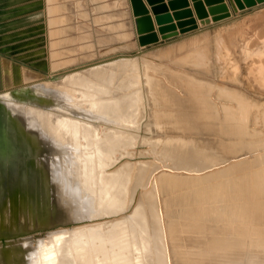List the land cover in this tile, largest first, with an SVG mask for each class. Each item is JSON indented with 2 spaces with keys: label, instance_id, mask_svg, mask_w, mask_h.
Listing matches in <instances>:
<instances>
[{
  "label": "bare ground",
  "instance_id": "obj_1",
  "mask_svg": "<svg viewBox=\"0 0 264 264\" xmlns=\"http://www.w3.org/2000/svg\"><path fill=\"white\" fill-rule=\"evenodd\" d=\"M43 4L49 75L0 60V95L48 138L46 197L26 191L0 209V229L26 231L14 240L22 264H264V154L229 138L245 133L235 116L258 104L220 88L217 97L235 102L221 103L220 116L197 80L149 56L86 62L103 42L148 49L131 39L129 0ZM103 10L117 12L113 24ZM173 44L154 47L167 55ZM18 88L34 101L14 99L9 91ZM240 151L250 156L230 160Z\"/></svg>",
  "mask_w": 264,
  "mask_h": 264
},
{
  "label": "rangeland",
  "instance_id": "obj_2",
  "mask_svg": "<svg viewBox=\"0 0 264 264\" xmlns=\"http://www.w3.org/2000/svg\"><path fill=\"white\" fill-rule=\"evenodd\" d=\"M71 4L67 3L72 7ZM43 8V0H0V60L16 67L32 70L42 78L49 75L45 60ZM253 9L219 22L221 24L193 32L187 37L167 42L162 40L140 53L130 46L133 45L131 43L123 47V42L114 41L111 45L117 47L108 51L107 48L111 45L102 43L105 45L101 46V53L86 62L98 61L121 53L132 54L133 57L140 59L142 56H149L160 69L169 67L197 80V85L207 91L216 102L220 116L224 115L221 103L235 105V102L226 96L217 97L216 94L228 91L247 97L246 99L258 106H250L241 112V115H234L237 121L240 120L243 123L245 133L239 136L229 135V138L235 140L241 138L255 145H261L251 152V154L261 155L264 154V5ZM68 13L79 20L73 9ZM100 13L106 19L108 18V22L112 21L113 14L117 15V12L110 10H103ZM107 20H102L105 26ZM71 21V19L68 20L69 25ZM101 30L104 29L101 28ZM68 31L72 33L73 28H69ZM103 34L107 36L106 29ZM131 39L134 40V35ZM174 42L175 44L171 46L175 50H171L167 55L159 54V47H154H162ZM124 43L127 42L124 41ZM65 44L72 45V42L67 41ZM201 53L204 54L203 63H200V58H197ZM228 116L233 114L228 113ZM213 136L210 137L215 138V135ZM241 152L238 158L232 157L230 160L250 156V153L241 154ZM258 168L260 165L253 167L251 171L256 172ZM262 171L264 173V170Z\"/></svg>",
  "mask_w": 264,
  "mask_h": 264
},
{
  "label": "water",
  "instance_id": "obj_3",
  "mask_svg": "<svg viewBox=\"0 0 264 264\" xmlns=\"http://www.w3.org/2000/svg\"><path fill=\"white\" fill-rule=\"evenodd\" d=\"M129 1L135 30L134 37L140 47L180 36L197 30L199 26L210 25L232 16L224 0H193L199 24L192 17V10L186 7L187 0H170L168 7L159 4L161 0H147L149 4L154 5L152 11L159 25L158 31L161 34L159 39L153 32V21L143 1ZM231 1L236 13L264 3V0ZM169 9L172 12H169ZM173 20H176V23ZM9 93L16 100L34 101V98H31L33 92L29 89H11ZM47 145L48 138L29 129L23 117L17 113V108L0 95V209L3 208L7 197L11 199L13 206H16L17 196L20 194L23 196L26 191L27 193L37 191L38 195L46 197L47 188L40 178V174L44 175L45 167L40 160ZM22 202L23 208L25 204L23 198ZM25 232L22 229L13 233L2 225L0 264H22L21 248L17 247L18 244L14 240L23 236Z\"/></svg>",
  "mask_w": 264,
  "mask_h": 264
},
{
  "label": "crops",
  "instance_id": "obj_4",
  "mask_svg": "<svg viewBox=\"0 0 264 264\" xmlns=\"http://www.w3.org/2000/svg\"><path fill=\"white\" fill-rule=\"evenodd\" d=\"M143 1V5L147 8V10H148V14L152 17V19L154 18V14H153V11H152V7L154 6V5H152V4H149L148 2H147V0H142ZM169 1L170 0H161L160 2H159V4H161V5H165V6H167L168 7V3H169ZM188 1V6H186V7H188V8H190L191 10H192V17L193 18H195V20L197 21V22H199V20H198V18H197V15H196V12H195V9H194V6H193V4H194V1L193 0H187ZM224 2H226L227 3V5L229 6V9H230V11H231V13H232V15H233V17H235V16H239V15H242V14H244V13H246V12H249V11H251V10H254L253 8H250V9H246V10H243V11H241V12H239V13H236V11H235V8H233V4H232V1L231 0H224ZM262 4H258L257 6H261ZM263 5H264V3H263ZM207 7V5H205V8ZM151 11V12H150ZM237 11H239V10H237ZM169 12H172V10H170L169 9ZM110 22V21H109ZM82 23V22H81ZM111 24H113L114 23V21H111L110 22ZM153 23H154V31L156 32V30H157V24L155 23V20L153 19ZM84 24V23H83ZM217 24H221V23H219V22H216V23H214V24H212V25H210V26H203V27H199V29L198 30H193V31H191V32H188V33H186L185 35H187V34H191V33H193V32H196V31H200V30H202V29H205V28H209V27H211V26H214V25H217ZM85 26H88L87 24H84ZM88 27H90V28H92V29H98V28H94V27H91V26H88ZM108 29H111L110 27H108ZM98 30H101V29H98ZM101 31H104V30H101ZM111 31H114L113 29H111ZM107 32V31H106ZM107 33H109V34H111V32H107ZM158 35H159V33H157ZM112 35V34H111ZM45 36V35H44ZM187 37V36H186ZM179 38H181V37H179V36H176V37H173V38H170V39H168V40H164V42H167V41H170L171 39L173 40V39H179ZM184 38V37H183ZM44 41H45V37H44ZM98 42H102V41H100V40H98ZM159 42H162V40H160ZM103 43H105V44H112V42H103ZM128 44H130V43H128ZM131 44H132V42H131ZM153 45H155V44H152V45H148L147 47H149V46H153ZM146 46L144 47V48H147Z\"/></svg>",
  "mask_w": 264,
  "mask_h": 264
}]
</instances>
